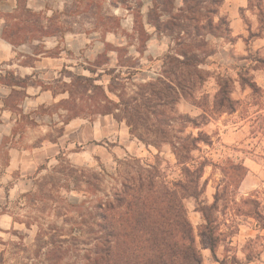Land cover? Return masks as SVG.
<instances>
[{
  "label": "rangeland",
  "instance_id": "1",
  "mask_svg": "<svg viewBox=\"0 0 264 264\" xmlns=\"http://www.w3.org/2000/svg\"><path fill=\"white\" fill-rule=\"evenodd\" d=\"M140 2V20L150 36L138 51L132 12L119 3L27 0V8L41 14L43 26H48L47 20L51 19L55 33L12 48L13 57L0 64V75L6 70L21 75L33 72L39 80L55 87L53 81L59 79L62 69L94 77L110 69L125 71L127 68L118 65L117 52L106 50L108 43L125 48L120 61L137 67L138 72L129 80L137 84L159 77L167 66V55L182 59L177 55L180 51L195 53L199 72L191 70V74L195 75L196 87L176 107L190 117H199L196 128L188 126L185 131L195 136L200 133L205 141L192 153L195 166L204 163L201 179L180 188L176 183L183 175L169 146H162L160 153L146 147L130 136L124 122H116L109 115L72 119L62 136L56 138L57 128L61 127L57 115L43 113L37 125L17 129L22 139L17 135L14 144L6 141L0 146V264H192L184 258L188 248L201 256V264L205 252L217 264H264V0H248L247 8L240 13L242 32L237 37L226 17L219 16V7L209 3L201 5L199 11L204 12L206 7L211 14L197 23L190 22L188 34H178L177 30L157 33L146 22L150 0ZM15 5V0L0 1V31L2 17ZM181 6L182 0H175L172 15H178ZM170 15L163 16V20H169ZM109 16L119 20L109 22ZM219 19L226 22L221 24ZM106 25L114 32H105ZM35 48L57 57H36L34 69H20L17 54L29 55ZM11 62L14 64L6 65ZM108 80L103 75L97 82L106 85ZM8 92L0 85V98ZM26 93L28 97L21 104L24 114H39L40 105L49 106L66 98L59 95L53 100L49 91L40 92L39 87L28 88ZM221 96L229 98L231 104L222 103ZM2 107L0 102V141L9 137L19 117ZM32 116L36 118L34 113ZM60 153L71 164L101 175L103 181L91 198L112 201L116 190L123 193L121 203H114L117 228L108 238L106 231L84 229L73 236L74 240L71 235L59 237L68 240L60 250L51 246L39 249L34 244L35 228L27 230L14 223L3 206L7 195L12 202L21 193L31 191L36 168L55 165L54 158ZM130 158L141 160L143 167L147 163L157 169L158 182L146 198L145 187L127 191L120 186L130 172L138 169V163ZM164 188L171 193V202L157 198ZM70 199L80 203L85 197L72 193ZM105 213L110 216V212ZM181 221L189 224L184 229L189 239L182 238ZM100 239L112 241L108 255L97 245Z\"/></svg>",
  "mask_w": 264,
  "mask_h": 264
},
{
  "label": "trees",
  "instance_id": "2",
  "mask_svg": "<svg viewBox=\"0 0 264 264\" xmlns=\"http://www.w3.org/2000/svg\"><path fill=\"white\" fill-rule=\"evenodd\" d=\"M26 1L15 0V9L2 17L4 24L0 31V39L9 43L13 49L30 43L32 39L50 37L55 33L52 24H50L51 19L47 20L48 26H43L41 14L28 9ZM110 1L111 4L119 3L132 12V31L133 34L137 35L136 41L139 45L137 50H142L150 35L146 33L140 20L142 17L140 14V0L134 1V3H130L129 0ZM174 1L150 0L146 22L154 28L155 32L162 33L165 31L171 34L177 30L178 34H188L190 30L189 23L199 22L210 12L204 7V12L201 13L199 11L200 8L203 9L201 5L209 3L219 7L221 4V0H182L181 8L177 9L179 14L172 15ZM168 14H171L168 17L169 20L164 21L163 16ZM214 14L215 12L212 11V15ZM212 17L210 19L211 25L213 22ZM107 19L109 22L119 20L113 16H109ZM219 21H221V24L226 22L225 19H219ZM200 28H203V25ZM198 30L199 28H197ZM104 31L114 32V29L106 25ZM105 46L106 50L117 52L118 65L127 68L125 71L116 72V69H110L94 77L72 74L62 69L59 73V79L53 81L55 87L39 80L37 74L33 72L29 75H21L15 70L4 71V74L0 75V85L9 92L6 96L0 98V102L4 110L7 109L13 114L19 115V117L15 119V125L11 129L9 137H5L0 141V146H4L6 141L14 144L17 135L19 140L22 139L21 134L17 133V129L19 130L26 125H37V119L43 113L49 117H52L54 113L57 115L61 127L57 128L56 138L62 136L64 127L72 119L109 115L116 122H124L130 136L136 138L146 147H153L160 153L162 146H169L183 175V179L176 183L180 188L191 185L195 181L199 182L202 177L204 163L195 166L193 164L195 158L192 153L198 150L200 142L205 141L200 133L195 136L191 132L186 133L185 131L188 126L196 128V121L199 117H190L187 113L179 112L176 107L178 102L183 98H188L196 87L197 81L193 80L195 75L191 74V70H197L199 64L195 53L180 51L177 55L181 56L182 59L177 58L175 55H167L164 62L167 66L159 77L143 83L133 84L129 83V80L138 72V69L136 66H127L121 63V53L126 52L125 48L113 47L108 43ZM17 57L18 66L34 69L33 63L38 61L36 57L56 58L57 54H47V52L35 48L29 55L17 54ZM22 58L26 60L22 61ZM13 64L14 62H11L6 65L11 66ZM89 71L92 75L96 74L92 69H89ZM197 72L199 71L197 70ZM103 75L109 78L106 85L97 82L101 81ZM64 78H67L68 82H64ZM37 87H39L40 92L49 91L53 100L59 95H66V98L60 99L49 106L40 105L37 108L41 111L39 114H36V111L24 114L21 104L28 97L26 90ZM221 92L222 95L225 94V86L221 87ZM221 100L222 103L231 104L229 98L222 97ZM33 113L36 118L32 116ZM56 125V122L52 123L53 127ZM50 141L55 142V140ZM54 160L56 161L55 165L49 167L43 164L36 168L31 177L33 180L31 191L21 193L12 202H9L8 195L6 196L5 206H3L4 213H8L14 223L23 225L27 230L35 228L34 244L39 249L51 246L56 250H60L68 240H60L59 237L65 235L78 236L84 229H97L99 232L106 231L108 238L117 228V211H115L114 203H121L123 193L116 190L112 195V201L102 202L97 200L96 197L91 198L92 195L96 194L99 185L103 181L101 175L92 169L71 164L62 157L61 153ZM130 160L138 163V169L130 172V175L120 182V186L126 188L127 191H133L135 187L139 189L145 187L144 196L146 198L158 182L157 169L155 165L147 163H144L146 167H143L142 161L139 159L130 158ZM119 162L117 161V164ZM161 184L163 186V183ZM72 193H80L85 197V200L80 203L72 202L70 199ZM130 196L136 197L134 199H137V201L140 200L136 194ZM170 197L171 193L164 188V191L157 198L171 202ZM89 198H91L90 201H88ZM90 203H92V206ZM9 208L12 210L10 211ZM105 211L110 212V216H107L108 214ZM204 219L207 220L205 216ZM181 222L182 238L189 239V236L187 237L184 233V229L187 226L189 227V224ZM20 245L23 246V243H20ZM97 245H100L108 255L112 241L110 239H100ZM184 254V258L192 264H201V256L194 250L188 248ZM1 260L2 254L0 255Z\"/></svg>",
  "mask_w": 264,
  "mask_h": 264
},
{
  "label": "crops",
  "instance_id": "3",
  "mask_svg": "<svg viewBox=\"0 0 264 264\" xmlns=\"http://www.w3.org/2000/svg\"><path fill=\"white\" fill-rule=\"evenodd\" d=\"M247 5L248 0H221V4L219 6V16L226 17L229 29L236 37L239 36V34L242 32V19L240 13L247 8ZM1 23L2 21H0V26ZM12 57V46L0 39V64L9 61ZM19 68L24 70L29 69L20 66ZM202 258V264H217L214 259L212 260L206 255V252L204 253Z\"/></svg>",
  "mask_w": 264,
  "mask_h": 264
}]
</instances>
